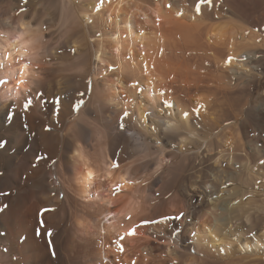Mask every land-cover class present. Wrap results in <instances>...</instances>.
<instances>
[{
	"label": "bare ground",
	"instance_id": "bare-ground-1",
	"mask_svg": "<svg viewBox=\"0 0 264 264\" xmlns=\"http://www.w3.org/2000/svg\"><path fill=\"white\" fill-rule=\"evenodd\" d=\"M42 2L41 10L33 8L35 11L20 13L16 5L0 12V143H4L0 148V264H63L62 243L68 251L76 241L83 243L81 253L85 254L90 250L93 237H89L93 230H96L95 237L100 238L98 242L104 243L97 253L101 263L122 264L117 260L121 258L120 244L114 246L119 248L118 252L111 251L110 240L125 235L143 218L160 220L162 216L175 217L180 212L185 213L184 217L174 222L185 233L180 234V241L170 239L173 230L166 229L170 220L139 227L137 234L127 235L126 240L131 247L141 244L139 250L146 256H171L180 260L178 264H261L259 258L263 257L258 255L264 235H249L257 229L255 203L247 202L245 194H240L243 191L234 192L240 194L239 199L231 197L232 193L218 195L214 182L209 180L221 177L218 172L230 177L229 171L217 167L222 162L218 156L224 158V153L212 155V151L227 147L231 139L236 143L237 139L240 148L238 145L236 149L227 148L225 153H229V161L233 151L240 157L245 155L243 136L237 128L242 125L241 120L229 131L217 133L220 135L211 141L205 137L208 139L205 149L197 148L202 141V131L197 128L205 124L202 111L207 110V104L196 96V113H191L170 84L175 80L196 84L189 72L195 70L201 76L212 74L214 64L217 71L213 74L217 78L262 86L264 0H214L215 7L206 6L202 15L194 11L195 0ZM169 3L173 5L171 8L167 7ZM29 4L38 5L34 0ZM95 13L99 17L96 27L101 39L92 46L89 39L95 31H89L87 24ZM58 21L65 28L71 23H80L83 28L65 39L69 43L66 41L62 48L54 50L53 60L58 68L52 76L48 75L52 79L47 83L37 81L45 59V51L41 54L45 38L42 26L54 27ZM21 24L27 25L28 39L33 41L27 77H20L19 61L10 47L16 33L23 30L19 27ZM66 32L64 36L68 35ZM81 41L82 44L86 41V48L80 46ZM76 43L80 47L73 52ZM108 64L116 65L122 77L115 81L113 77L103 79ZM89 78L92 84L86 86ZM20 79L26 83L20 84ZM54 88L59 94H66L63 97L69 105L67 115L61 112L57 119L61 129L51 123ZM37 89L44 93L43 99ZM80 93L85 95L81 97ZM137 98L140 102L136 103ZM260 99L264 100V86L251 102L243 122L245 127L261 126L256 124L261 115L254 111L257 107L264 108V101L260 103ZM29 100L31 107L27 106ZM80 100L85 104L82 103L79 118L69 122L70 109H75ZM164 100L172 106L164 105ZM124 110L132 113L130 118H123ZM118 115L119 124L125 125L123 128L115 126L118 121L111 124ZM194 115H197L195 120ZM38 156L45 159L34 166ZM115 162H119L118 168L113 166ZM236 165L241 167L242 163L236 162ZM193 167L202 168L208 181L188 179L179 183L181 172ZM118 185L123 190L114 194L113 189ZM103 188L106 190L101 192ZM96 205L106 223L93 221ZM190 206L192 211L187 214ZM45 208L55 211L43 212ZM41 216L45 227L54 233L52 245L56 257L52 256L53 259L47 246L42 244V241L47 243L45 236L36 234ZM69 216L75 221L74 230L67 237ZM235 221L240 222L236 226L246 236L235 235L238 231ZM184 222L189 223L186 228Z\"/></svg>",
	"mask_w": 264,
	"mask_h": 264
},
{
	"label": "rangeland",
	"instance_id": "rangeland-1",
	"mask_svg": "<svg viewBox=\"0 0 264 264\" xmlns=\"http://www.w3.org/2000/svg\"><path fill=\"white\" fill-rule=\"evenodd\" d=\"M40 1H41V4L44 3V2H42L43 0H34V3H37L38 4V5H35L36 6L35 7L34 4L33 5H30L29 4L30 3V0H29V2L26 5L23 3V0L22 1L20 0L19 3L16 0H0V10H1L0 12L2 14L4 11L9 10L10 8H13L16 5H18L17 8H19L18 9L19 11H17V12H20V9L21 8H25V7L28 9L26 12H28L29 10L30 11H35V10H38V9L41 10L42 9V6L40 5ZM7 2L8 3L10 2L11 4L10 3L8 4ZM77 5H78V2H77ZM79 5H81V4H79ZM71 6H75V3H72L71 2ZM33 8L34 9L36 8V9L34 10ZM26 12H23V13H26ZM92 16L93 17L91 18L90 22H88L87 25L89 26V31L90 30L91 31L93 30V32L95 31L94 32L95 34L91 32V35H90L91 37L89 39V43H91L92 46H95L96 43H97V41L99 42L100 39H101L100 36H99V34H98L100 32V30L96 27L97 24H98V22H99V17L96 16V13L95 14H92ZM62 24H63L62 22L59 23V21H58V22L55 23V26L54 27L53 26H47V28H46V25H43L42 26L43 38L44 37L45 38H44V40L42 39V44H43L42 46H44V47L41 50V54H43V52L45 51L44 54H43V59L44 58L45 59L43 60V63H42V65L43 64L44 65L43 66L41 65L40 66V69L38 71L40 74L39 75L37 74V76H38V77H36V80L37 81H40L41 80V82H44V83L46 82L47 83V81H50L52 79L48 75L53 74L54 71H56V69L58 68L57 65H56L57 63H55L56 61L53 60L54 56L52 54L55 53L54 50L55 49L62 48L68 42V40H65V39H67L70 35L74 34L75 32H79L83 28V26L80 23H78V24L77 23L76 24L75 23L74 24H72V23L71 24H68V25H66V28L64 27L65 25H62ZM76 26H77V28H76ZM48 27H49V29H48ZM65 30H69L70 33L68 31L66 32ZM261 30H262V32H261L262 35H264V28L261 29ZM65 32L68 33V35H65L64 36L63 33H65ZM79 43H78V45L76 43V47L74 46L75 44L73 45L74 47L73 46L72 47L74 49H76V50L80 46L82 48H84V47L86 48V41H83V44H82V41H81L80 46H79ZM83 45H84V47H83ZM70 52H71V48H69V53ZM50 53H51V55L53 57L51 55H49V57H47L48 56L47 54H50ZM44 55H45V57H44ZM262 55H264V54L262 53L260 55V57H262ZM67 58H70V57H67ZM262 58H264V57H262ZM45 62H46V64H45ZM95 62L96 61H95V58H94V63ZM95 64H97V63H95ZM110 65H112V64H108V66L106 68V72H105L106 74H104L102 76L103 79H109V78H112L113 77L112 80L115 81V80H117L119 78V76L122 77V73H119L117 71V66L116 65L115 66L113 65L114 67L113 66L111 67ZM205 65H207V64L205 63ZM211 67H212L211 70L213 71L211 73L213 74L214 71H217L216 70L217 67L214 64ZM108 68H109V70H108ZM111 68H113L114 70L111 69ZM110 69H111V71H110ZM246 69H248V67H245V70ZM115 71H117V72H115ZM112 72H114L115 74L112 73ZM193 72L192 71L189 72L190 75H191V78L192 79H195L196 82H198V83L195 84V82H194L191 85H189L188 83H185V82L183 83L180 80H178V81L175 80L174 82H172L173 84L172 83L170 84V88L171 87L173 88V89L171 88V90H173V92L176 93L177 96H179V95L182 96V98L184 99L183 101L186 104V105L185 104L184 105L191 111V113H196V105L197 104H196V101L195 100L197 99V97L200 96L201 98H203L204 100L203 99L202 100L207 104V107H206L207 110L204 109L202 111V114L203 115L205 114V117L203 118L204 119V122H205V124H204L205 128H204L203 125H199V127L197 128L198 131L199 130L202 131L201 132L202 133V137H201V140L202 141L199 142V144L196 145V147L197 148H200V149H203V148L205 149L204 143L208 139H209L208 141H211L213 139L212 137L215 138V136L222 134V132L229 131V129L233 128L236 125V123L239 120H241L242 125L240 123L237 128H239V129H242L243 128L241 130L242 132L238 129V133H239V135L241 133L242 136H243V139H242V142H243L242 150L245 149L244 152L247 153V154L245 153V155L247 157L245 155L243 157H240L236 151H233L231 153L232 160L229 161V155H228L229 153H225V150L227 148H228L227 150L232 149V148L233 149L234 148L236 149L237 145H238L237 148H240L239 147V143L237 142V139H236V143H235V140L231 139V141L229 142L230 144L228 143V145H226L227 147L223 146L222 148H218L217 150H215V147H214L213 149L215 151L214 152L213 151L211 152L212 155H216L219 152H223L224 153L223 154V155H225L224 158H226L227 160L224 159V158H222L223 156L222 157H219L218 156L219 160H221L222 162H219L217 164V167L225 170L226 172L229 171L230 172V177L227 174L219 173L218 172V174L221 175V177H217V179H215V180L212 177H211L212 179H209V178H207L208 175H206V172L203 171L202 168L193 167V168H190V170L188 169L186 171H183V174L181 172V174L179 175V179L181 180V182H179V183H184L188 179L189 180H193V181H197L198 180V181H203V182H206L209 179L212 182H214V184L216 186L215 189L218 192L215 189L214 190H215V192H217L218 195L226 196L227 193H229V194L232 193L231 194V197H234V198L236 197L237 199H239L240 198V194L241 195L242 194H245L244 197L247 200V202H251L252 201V202L255 203V205H256L255 207H257V211H256V214L257 215L256 216L258 217L257 218L258 220L257 219L255 220V222L257 224V229L254 230L255 232L254 231H251L249 233V235L252 236V235L256 234L257 236L258 235L259 236H262V235H264V231H263L264 230V195H263L264 194V164H261L260 161L261 160H264V123H263L264 122V114H263L264 113V108L263 107H260V108L257 107L256 109H254V111L257 110L256 113H258V114L261 115L260 119H258V121L256 122V124L258 126L260 124H261V126H259V127L256 126L257 128L254 125L246 126L245 127L243 125V122L247 118V112H248L249 108H251V105H252L251 102L253 101V98L258 93V90L260 91L261 87L264 86V84L262 86L261 85H258V84H255L256 85L255 86V85L248 84V83H245V82L243 83L242 81H233V80H229L228 81V78L220 79V78L215 77L216 76L215 74L212 75V74L209 73L210 74L209 75V74L203 73L205 75L204 76H201V74H199V73L197 74V72H195V70ZM71 73H73V72H71ZM206 73H208V72H206ZM126 77H128L127 74H126ZM37 78H39V79H37ZM197 79H198V81H197ZM0 81H1V78H0ZM127 85H128V83H125V86L126 87H128ZM33 86H34L33 87V89H34L36 86L35 85H33ZM259 86H261V87H259ZM255 87H257V88H255ZM56 89L57 88H54L55 91H54V94L52 96V100H54V101H52L53 102V110H52L53 113H51V123L53 121V124H54L53 126L56 129L59 128V127L61 129L62 125L60 123H58V120L57 119L60 116V113L61 112L62 113H66L65 115H67L69 105L66 103L65 98H64L66 96V94L64 95V92H62L63 95L61 93H60L61 94L60 95L59 94V91L56 90ZM141 89H143V91H144V88H141ZM188 89L190 91L189 93H188ZM55 93H58V95L55 94ZM91 97H92V93L89 92V98H91ZM262 101H264V100L263 99H260V103ZM135 102L136 103L137 102H140L139 98H137L135 100ZM83 103L85 104V102H83ZM208 104H210V105H208ZM82 105L83 104H81L80 109L84 107V105H83V107H82ZM64 107H66V108H64ZM80 109L78 111L76 109H73V108L70 109V111L72 110V115H70L68 117L69 122H74L75 120H77L79 118V111H80ZM259 109H261V110H259ZM62 113H61V115H62ZM54 117H56V118H54ZM118 117L119 118H117V116H116L113 119V122H111V124H114L115 125V124H117V121H118V124H119V122H120V116L118 115ZM193 119L194 120L197 119V115H194L193 116ZM216 120H217V122H216ZM125 122H126V124L128 126H132V124L130 122H128V121H125ZM118 124L115 125V126H118ZM240 126H241V128H240ZM252 126H254V127H252ZM251 128L254 129V130H252ZM217 133H220V134H217ZM127 134H129V133H127ZM205 137H207L208 139L206 138V140H205ZM91 144H93L95 146L96 145V142H91ZM250 161H252V162L250 163ZM236 162L242 163V166L241 167H238L240 165L238 164V166H237L236 165ZM250 172H252V173H250ZM233 173H235V175H233ZM222 174H224V175H222ZM247 174H248V176H247ZM236 175L237 176L240 175V176H238L239 178H236L235 177ZM235 179H237L238 182H236ZM229 180H230V182H229ZM58 183H59V187H62L61 180L58 179ZM256 183L257 184L260 183L259 184L260 186L257 185ZM240 184H241V186H240ZM242 184H243V186H242ZM244 186H245V188H244ZM232 188H233V191H232ZM105 190H106V188H103L101 192H104ZM239 191L240 192L243 191V192L240 193V194H238L239 195L238 196L235 193H237V192L239 193ZM251 192H253V193L251 194ZM255 195H257V196H255ZM235 201H237V200H235ZM98 208H99V206L96 205L95 206V209H96L95 211L97 213L93 211V214H92L93 216L95 215V217L92 216V218H93V221L96 224H98L99 220L100 221L103 220L102 210H100ZM259 210H261V211H259ZM191 211H192V206H190L187 209V212L186 213L189 214V213H191ZM100 213H101V215H100ZM74 221H75L74 218L71 217V216H69L68 223H67V230H66L67 231V237H68V234L71 232V230L72 229L74 230V228H73L74 227L73 226ZM175 221H176L175 219L174 220L171 219L170 220L171 223H169V224L167 223L166 224V229H168V228H169L168 230L176 229L178 231L179 236L178 235L173 236V238L175 240L173 238H170L172 241L178 242V241L181 240L180 239L181 238V235H184L185 233H184V230L183 229L180 230L178 227L175 226V223H174ZM103 222L106 223L107 220L106 219L103 220L102 221V224H103ZM186 223L185 222L183 223V226L185 224V226H184L185 228H186V225L189 224V223H187V224ZM234 224H235V226L236 225L238 226V224H240V222L239 221H235ZM237 226H236L235 229H238ZM179 230H180V232H179ZM93 232H94V230H93ZM93 232L91 234V237H89L90 239L93 237V239H91L92 241H91L90 250L88 252H86L85 254H82L81 253L83 251L82 250V246H84L83 243H80L78 241H76L74 243L72 241V243H74V244L72 245V250L71 251L65 250V249H67V247L64 246V244L62 243L61 251L63 250V256H65V257H63V264H102L101 261H100V259H99L100 258V255L97 254V253L99 252V249L100 248L103 249L104 243L102 244L100 242L101 243L100 244L98 242V241H100V238L95 237V235L93 234ZM94 233L96 234V230H95ZM235 235L236 236H246V235H244V232L243 231H240V229H238V231H235ZM121 237H123V239H121ZM126 239H127V236L122 235V236L115 237V239L113 238V240L112 241L110 240L109 241L110 243H108L111 247L113 246L112 249L111 248H109V249L111 251H113V249H115L116 252H118L117 251V248L118 247L117 248H114V246L116 245V243L118 245L119 244H122V245L125 246V248H123V250H121V249L119 250V248H118V250L120 251V253H118V254H120L121 258L120 259H117V260L120 261L122 264H146L147 262H148V264H165L167 262L169 264H178V263H180V260H177L176 258L171 257V256H146L145 254H142V251L141 250H139V247L141 246V244L138 243V245H135V246L131 247L130 246L131 244H129ZM46 240H47L46 241L47 243H45V241H42V244L43 245L45 244L47 246L48 253L50 254V257L53 259V257H52L53 255L51 254L52 253V250H53V245H51V247H50L48 239H46ZM261 241H263V243H262V250H261V252L259 253L258 256L263 257V258H259V259L262 260L261 261V264H264V238H262ZM76 244L79 247H77ZM45 245H44V247H46ZM74 247H75V250H73ZM136 249H137V251H136ZM66 252H68L67 255L65 254ZM138 252H140V253H138ZM194 253H197V252L194 250ZM123 256H125V258L127 260ZM55 257L56 256H54V258ZM64 260L66 261V263H65ZM257 264H259V263H257Z\"/></svg>",
	"mask_w": 264,
	"mask_h": 264
},
{
	"label": "snow or ice",
	"instance_id": "snow-or-ice-1",
	"mask_svg": "<svg viewBox=\"0 0 264 264\" xmlns=\"http://www.w3.org/2000/svg\"><path fill=\"white\" fill-rule=\"evenodd\" d=\"M29 2V0H23V3L26 5L27 3ZM173 5L171 3H169L167 5L168 8H171ZM215 7V4H214V0H195V4H194V11L197 13V14H203V10L205 7ZM28 9L25 7V8H21L20 9V12H26ZM178 15H183V12H178ZM20 27V25H19ZM73 52H75V49H72ZM17 58H18V61H19V75L20 77H27L29 75V69H30V63L28 62V59L29 57H21L19 55H17ZM114 70V69H113ZM19 83L20 84H24L26 83V80L25 79H20L19 80ZM92 84V80L89 78L87 81H86V86H91ZM135 86V85H134ZM141 91H143V89H141ZM37 93L39 95V97L41 99H43L44 97V93L43 92H40L39 89H37ZM83 95H85V93H80V96L83 97ZM58 102V101H57ZM83 103L82 100L78 101L76 104H75V109L78 111L81 107V104ZM164 105L168 106V107H171L172 106V103L168 100H164L162 102ZM31 104H32V101L29 100L27 101V106L28 107H31ZM12 115H15V113H13ZM132 115V113H130L129 111L127 110H124L123 111V118L127 119V118H130ZM185 117L188 116V113H185L184 114ZM197 115H199V113L197 112ZM125 127L124 124H118V128H123ZM172 126L169 125V128H171ZM155 130V129H153ZM4 147V143H0V148ZM45 157L43 156H38L36 158V161L33 162L34 166L38 165V162L41 161V160H44ZM261 164H264V160H261L260 161ZM114 167L118 168L119 167V162H115ZM91 175V173L89 174ZM122 187L121 186H117V188H114L113 189V192L114 194H118L119 191H122ZM43 212H49V211H55V209H49V208H45L42 210ZM185 213L183 212H180L178 215H176L175 217H169V216H162L160 218V220H156L154 218H143L142 220L139 221V223L130 228L129 231L125 234L126 236L127 235H131V236H135L137 234V229L139 227H145V226H148V225H151V224H156V223H167L169 220L171 219H176V220H179V219H182L184 217ZM129 219H131L129 217ZM39 224H40V228H38L36 230V234L39 236V235H44L46 239H48L49 241V245L51 247L52 243H53V239H54V233L51 229H48L45 227V221L43 219V216H41V219L39 221ZM178 231L176 229H173V232H172V235L173 236H176L178 235ZM161 236L163 235V233L160 234ZM121 239H123V237H121ZM121 250H123V245L120 244L119 245ZM53 256L55 255V251L53 250L52 253H51Z\"/></svg>",
	"mask_w": 264,
	"mask_h": 264
},
{
	"label": "clouds",
	"instance_id": "clouds-1",
	"mask_svg": "<svg viewBox=\"0 0 264 264\" xmlns=\"http://www.w3.org/2000/svg\"><path fill=\"white\" fill-rule=\"evenodd\" d=\"M20 28L23 30L16 33L15 38L10 42V47L14 49L16 55L29 57L33 41L28 39L29 32L27 25L21 24Z\"/></svg>",
	"mask_w": 264,
	"mask_h": 264
},
{
	"label": "built area",
	"instance_id": "built-area-1",
	"mask_svg": "<svg viewBox=\"0 0 264 264\" xmlns=\"http://www.w3.org/2000/svg\"><path fill=\"white\" fill-rule=\"evenodd\" d=\"M105 261H107V259L105 258ZM111 264H118V263H111Z\"/></svg>",
	"mask_w": 264,
	"mask_h": 264
}]
</instances>
